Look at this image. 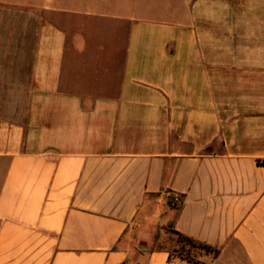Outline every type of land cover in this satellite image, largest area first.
Returning <instances> with one entry per match:
<instances>
[{"label": "crops", "instance_id": "obj_1", "mask_svg": "<svg viewBox=\"0 0 264 264\" xmlns=\"http://www.w3.org/2000/svg\"><path fill=\"white\" fill-rule=\"evenodd\" d=\"M263 161L264 0H0V264H264Z\"/></svg>", "mask_w": 264, "mask_h": 264}, {"label": "trees", "instance_id": "obj_2", "mask_svg": "<svg viewBox=\"0 0 264 264\" xmlns=\"http://www.w3.org/2000/svg\"><path fill=\"white\" fill-rule=\"evenodd\" d=\"M262 163L264 164V161ZM170 193V195L178 196L172 192ZM177 201L178 203L170 200L169 205L174 209H179L183 205L184 199L182 196H178ZM168 233L175 241L174 246L169 250L170 261H180L184 264H212V262H203L201 257L212 256L213 259H216L221 254V249L215 248L192 237H189L175 230L172 225L170 226ZM175 254L177 256H175Z\"/></svg>", "mask_w": 264, "mask_h": 264}, {"label": "rangeland", "instance_id": "obj_3", "mask_svg": "<svg viewBox=\"0 0 264 264\" xmlns=\"http://www.w3.org/2000/svg\"><path fill=\"white\" fill-rule=\"evenodd\" d=\"M170 200H172L173 202H177L178 203V196H174V195H168L167 196V204L169 203V201ZM165 208H166V204H164V205H162L161 207H159V211H162V212H164L165 211ZM170 224L169 225H167V226H165V225H162L161 227H159V229H158V231H157V234L158 235H161L162 236V234H163V231H165L166 233H167V235L169 236V240L166 242L165 241V239H161L162 241L161 242H163L164 243V245H168V246H172V236L168 233V231H169V228H170ZM142 245H144V246H148V242H144ZM172 250V249H171ZM175 256H177L176 254H175Z\"/></svg>", "mask_w": 264, "mask_h": 264}]
</instances>
